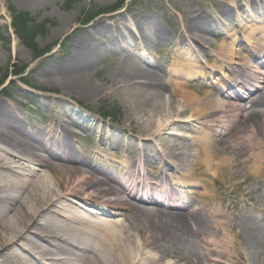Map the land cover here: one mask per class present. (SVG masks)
I'll return each instance as SVG.
<instances>
[{
    "label": "bare ground",
    "instance_id": "obj_1",
    "mask_svg": "<svg viewBox=\"0 0 264 264\" xmlns=\"http://www.w3.org/2000/svg\"><path fill=\"white\" fill-rule=\"evenodd\" d=\"M17 1L24 5L35 4L34 0ZM263 1L249 0V3L259 6ZM128 10L130 6L126 5L124 11ZM229 10L232 9L221 6L219 14L226 15ZM115 15L120 16L119 26L129 30L130 27L123 22L128 18L134 20L141 37L150 45H155L158 40L163 44L168 41L166 30L158 26L151 15L139 10L129 16L123 10ZM187 15L180 31L181 38L187 44H209V36L215 33L208 18L200 12L193 15L188 12ZM102 25L96 30L105 34L107 27ZM251 26H243L240 32L243 41L238 39L236 29L225 33L216 45L215 56L204 58L207 62L205 67L193 60V56L183 54L180 44L173 47L169 69L176 79L168 80L166 84L172 88L171 99L164 94L166 85L160 78L164 73L162 66L156 64L151 70L137 63L129 54L122 55L103 82L92 83L90 73L99 57L95 49L97 45L95 47L94 40L92 42V31L90 38L76 34L70 54L57 66L36 64L34 70L38 79L57 85L65 92L63 94L99 98L107 95L105 91L116 92L124 104L125 119L130 122L135 116L139 128H142V132L139 130L141 136L145 139L159 136L166 129L165 125L169 124L166 115L169 114L163 113L174 111L175 120L182 117L197 121L200 128L198 136L193 138L191 149L186 143H169L167 138L159 136V141L163 142L160 158L164 162L169 158L174 161L171 166L168 165L178 172L177 182L173 183H178L180 188L205 187V175L218 180L222 169L225 171L221 174L228 176L235 167L239 172L244 170L241 176L243 182L249 175L264 182V74L259 68L252 70L250 65L251 56L264 53V48H261L264 30ZM240 45L244 51L238 48ZM259 58L264 59L263 56ZM238 68L251 77L243 75ZM215 72L217 74L213 76ZM222 75L225 80L221 79ZM233 75L240 82L239 88L242 81L247 84L241 90L248 95L259 87L253 96H248L252 98L247 104L240 105L238 99L208 87L215 82L224 87L225 81ZM195 78L207 84L204 86L203 83L201 94L189 88L191 84L197 85L187 83ZM208 79V82L204 81ZM249 80L255 85H248ZM174 102L179 103L176 110L172 106ZM8 106L0 102V264H31L26 256L28 254L38 255L49 264H173L162 263L163 255L168 253L164 250L175 254V263L182 257L195 258V264H202L203 261L206 264L217 261L234 263L226 254L232 245L231 238L227 239L224 233L223 238L215 241L213 233L205 235L209 219L214 213L219 214L217 209H210L209 216H204L200 209H188L189 205L185 208L171 202L160 203L179 209L171 211L133 202L128 198L132 196L126 190L128 187L112 184L118 181L89 159L87 154L90 152L74 154L70 141L65 137L66 134L73 136L70 126H80L73 119L60 111L53 112L52 129L58 123L60 129L57 139L51 142L54 131L31 130L19 124L15 112ZM144 116L147 118L139 122ZM221 126L225 128L220 131ZM82 130L85 132V129ZM104 140L100 138L101 142ZM150 148L147 143L137 144L132 154L136 155L138 151L147 153ZM102 156L106 165L114 166L115 159L107 160L106 156ZM23 160L43 169L22 166ZM134 163L119 162L122 170L120 177H131ZM142 182L136 181V185H142ZM157 186L163 187V193L174 189L166 183L165 177L159 180ZM244 190L248 195L253 194L249 184L244 186ZM70 197L91 203H106L108 208L127 212L117 213L123 215L122 220L92 219L74 206L68 199ZM142 201L157 203V200L148 198ZM232 221V217L227 219L228 223ZM227 222L217 224L223 227ZM238 223L249 233L243 239L233 238L242 244L238 248L239 257L244 264L264 260V249H260L257 241L260 220L240 216ZM19 242L21 247L17 246ZM201 246L204 252L198 250ZM217 248L224 249L223 254L218 252L217 255L224 259L222 261L214 255ZM159 249L161 254L157 253Z\"/></svg>",
    "mask_w": 264,
    "mask_h": 264
},
{
    "label": "rangeland",
    "instance_id": "obj_2",
    "mask_svg": "<svg viewBox=\"0 0 264 264\" xmlns=\"http://www.w3.org/2000/svg\"><path fill=\"white\" fill-rule=\"evenodd\" d=\"M34 1V5H24L17 0H0V81H2V85L0 86V102L6 103L7 106L9 104L8 107L15 112L19 124L31 130L41 131L42 129H49L54 131V135L50 140L51 142L57 139V131L60 129L59 123L52 129L53 112L60 111L66 117L73 119L80 126H70L73 136L66 134L65 137L70 141L74 154L75 151L80 155H84L87 152H98L105 154L107 158L115 154L117 160H120V158L122 160V155L125 154L126 158L132 155L135 145L147 143L151 147L150 150L147 153L138 151L136 154L138 156L141 155L142 161L148 168L158 169V167H161L162 174L164 173L167 182L173 181L174 172L171 171L167 164L159 163L161 157L159 153L163 151V142L159 141V136L167 138L169 143L181 145L186 143L191 149L194 145L193 138L198 136L197 131L200 126L196 121L182 117L175 120L174 111H172L173 113H163L169 114L166 115V118L169 117L167 119L169 124L165 125L166 129L159 136L145 139L141 136L140 131L142 128H139L137 118L132 116L133 120L130 122L125 119L124 104L116 92L105 91L107 95L100 96L99 98L82 97L77 94H63L65 92L57 85H49L42 79H38L34 67L36 64L57 66L70 54L75 35L79 34L80 36L90 38L89 33L92 31V42L94 40L93 45L95 47L97 45L95 49L99 53V57L96 59V67L90 73L92 83L103 82L104 78H107L110 74L111 69L122 59V55L129 54L137 63L141 60L146 61V64L148 61H151V64L148 66L141 61L143 66H147L146 68L154 69V66L151 65L160 64L162 69H164V73L160 78L164 80L166 85L167 80L176 79L169 69L172 61L170 56L173 47L180 44L183 54L203 60L207 54L214 52L216 45L223 39L222 32L229 33L235 31L234 29L239 32L243 29V26H248L249 24H253L259 30L262 28L264 30V21L259 22L262 20L263 15L261 9L249 5V0ZM118 2H121V6L116 10L97 14L89 22L84 23V20L90 14L99 10V8L112 7ZM242 4L245 6L241 10L239 6H243ZM126 5L130 6V10L124 11ZM231 5L234 6V9L236 6L239 9L237 11L233 10ZM221 6L230 7L232 10H229L226 15H221V13L219 14ZM122 10L126 16L136 12V10L141 11L143 14L151 15L153 19H156L157 25L166 30L168 41L163 44L159 40L157 42L155 40V45L146 43L140 35L137 23L129 18L123 22V25H128L130 30L124 28V26H119L121 19L120 16L117 17L115 14ZM188 12L192 15L194 12H200L210 21L215 35L209 36V44L201 42L200 45L194 44L193 46L192 43L187 44L181 38L180 31L183 29V20L187 19ZM14 13L26 15L23 22L25 28L23 36L24 38L31 37L34 40L35 50L28 48L21 38H16L14 35V29L10 24L11 20H13L11 18L15 16L13 15ZM253 18L254 21L251 20ZM101 25L107 27L105 34L96 30ZM121 42L124 44H120ZM38 50L41 55L35 58L33 52ZM19 69L23 71L21 70L19 75H14L13 71ZM189 83H193V81H189ZM189 88L196 89L198 94L202 92V86L200 88L198 85H190ZM170 90L172 88L166 85L164 94L169 99H171ZM172 106H175L176 110L179 108V103L174 102ZM84 109H87L89 112H86ZM145 118L147 116L142 117L139 122L144 121ZM162 120H164V117ZM236 122L238 123L237 120ZM82 128L86 129L85 132ZM155 130L156 128L153 131ZM100 138H104L108 145H105L104 141L101 142ZM90 153L88 156H90ZM22 166L34 167L39 170L43 169L35 163L25 160H23ZM223 171L225 170L222 169L220 171V179L216 180V191L208 194L209 196L206 198L202 197L206 204L200 209V212L204 216H209L210 209H217L219 211V214L214 213L212 218L209 219L208 226L206 227L208 230H205V235H207V232L213 233L212 238L217 241L223 238L225 233L227 239H232V245L226 254L228 253L231 256L233 264H244L243 259L239 257V249L242 247V244L234 241L233 238H238L239 240L243 239L245 234L249 235L248 230L238 223L240 216L251 218V220H260V226H263V228L261 229L262 231L260 230L257 233V241L260 249H264V203L262 202L264 201V182L253 175H249L243 182L241 176L244 170L239 172L237 167L233 168L232 173L228 176L226 173L221 174ZM165 173L169 174L165 175ZM229 176H231L230 179L228 178ZM204 177L207 180L205 187H212L213 179L209 175H205ZM122 182L126 181L123 180ZM219 184L225 185L218 186ZM248 184L253 191L252 195L246 194L244 190V186ZM189 190L203 193L204 186L196 189L189 188ZM68 199L83 214L86 213L81 199L71 197ZM139 203L149 207L143 202ZM190 205L192 206V203ZM125 212L127 210H122L120 213ZM227 216L232 217L234 221L228 223L226 221ZM95 217L102 220L108 219L106 216L100 215ZM109 219L122 220V216L115 214ZM220 221L227 223H224L223 227H221L217 224ZM199 238L201 239V237ZM17 246L21 247V243L19 242ZM204 247L212 248L208 245ZM217 249L218 251H214L215 256L218 255V252L223 254L224 249ZM198 250L201 252L205 251L202 246ZM164 251L168 253L163 255L162 263L194 264L192 259L195 258L191 259L190 257H182L183 259L179 260L181 262L175 263V254L168 250ZM242 251L244 250L242 249ZM157 253L161 254L160 249ZM26 256L31 264L48 263V261L35 254H28ZM218 260L222 261L224 259L220 257ZM250 263L264 264V260L261 259L258 262L250 261ZM202 264H206L205 261ZM215 264L223 263L217 261Z\"/></svg>",
    "mask_w": 264,
    "mask_h": 264
},
{
    "label": "trees",
    "instance_id": "obj_3",
    "mask_svg": "<svg viewBox=\"0 0 264 264\" xmlns=\"http://www.w3.org/2000/svg\"><path fill=\"white\" fill-rule=\"evenodd\" d=\"M113 8L114 7H112V8H102V9H99V10L95 11V13L90 14L85 19V21H88L89 19H91L97 13H100V12L106 11V10H110V9H113ZM13 15H15V16L12 18L13 20H11V25H12V27L14 29L15 34L17 35V37H19V38L22 39V41L26 44V46L28 48H32V49L35 50V44L33 43L34 40H32L31 37L24 38V36H23L24 33H25V28L23 26V22H24V19H25L26 15L25 14H22V13H14ZM33 53H34L33 55H35V54L40 55V51L39 50L38 51H34ZM21 70L22 69L14 70L13 73L14 74H19L21 72ZM1 83H2V81H0V84Z\"/></svg>",
    "mask_w": 264,
    "mask_h": 264
}]
</instances>
